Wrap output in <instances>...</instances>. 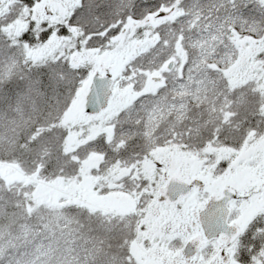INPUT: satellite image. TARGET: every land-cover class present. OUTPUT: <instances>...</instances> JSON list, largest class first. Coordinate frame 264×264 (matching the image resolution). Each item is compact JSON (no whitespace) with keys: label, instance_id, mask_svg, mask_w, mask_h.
Returning <instances> with one entry per match:
<instances>
[{"label":"snow or ice","instance_id":"1","mask_svg":"<svg viewBox=\"0 0 264 264\" xmlns=\"http://www.w3.org/2000/svg\"><path fill=\"white\" fill-rule=\"evenodd\" d=\"M0 264H264V0H0Z\"/></svg>","mask_w":264,"mask_h":264}]
</instances>
